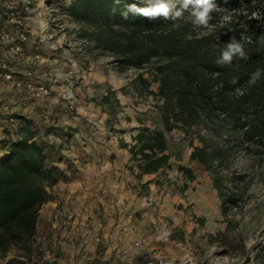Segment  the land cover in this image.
Listing matches in <instances>:
<instances>
[{
	"label": "trees",
	"instance_id": "1",
	"mask_svg": "<svg viewBox=\"0 0 264 264\" xmlns=\"http://www.w3.org/2000/svg\"><path fill=\"white\" fill-rule=\"evenodd\" d=\"M225 2L231 9L228 18H220L221 0H213L216 7L209 14L208 27H204L194 25V18L185 15L176 19H149L131 12L127 19L121 15L129 4L147 7L150 2L143 0L69 1L67 13L81 26V35L115 56L121 68H147L157 84L156 90L150 89V82L142 73L137 74L145 89L162 98L163 121V129L142 126L128 146L139 174L170 165L164 130H190L214 118L226 120L231 131L240 132L241 142L264 158V0ZM233 37L247 58L237 54L230 64H218ZM258 70L259 76L252 83ZM20 131L21 136L8 142L0 160V257L19 246L18 253L9 256L5 264L31 260L39 210L50 198L47 187L63 175L55 164L61 159L63 144H55L48 135H70L56 126L46 128V137L36 136L29 127ZM198 140L189 159L208 171L225 214L228 205L239 199L236 191L223 184L224 160L232 144L207 136ZM185 171L192 180L191 170ZM244 176L235 174L231 180Z\"/></svg>",
	"mask_w": 264,
	"mask_h": 264
},
{
	"label": "rangeland",
	"instance_id": "2",
	"mask_svg": "<svg viewBox=\"0 0 264 264\" xmlns=\"http://www.w3.org/2000/svg\"><path fill=\"white\" fill-rule=\"evenodd\" d=\"M3 1L0 0V3ZM69 1L30 0L28 6L16 3V18L27 30L29 38L38 40L37 48L30 42L25 44L24 55L31 56L35 50L40 54L41 59L36 62L39 79L43 81L46 77L50 84L61 85V94L70 85L74 97L73 108L70 110L73 112L86 110L90 106L89 108L94 107L105 113V135L116 137L119 144L125 143L124 138H129V130L137 129L133 131L136 134L144 125L163 129L159 107L162 101L137 81V74L142 73V77L150 82L149 88L156 90L157 84L151 80L149 70L121 68L115 56L103 52L81 35V26L73 22L67 13ZM174 3L177 9L181 8L182 0H174ZM221 4L223 7L219 16L227 19L231 9L225 0H221ZM192 10L190 5L188 9L182 10V15L194 18ZM55 45L56 48L53 47ZM8 55L4 53L3 58L8 59ZM68 58L75 65H71ZM26 64L33 65L35 61L29 59ZM60 98H63L62 95ZM7 113L22 123V130L26 127L24 119L10 111ZM1 125L0 148L5 150L11 134L3 117ZM46 128L45 125L40 133L35 131V135L46 137ZM164 133L170 153V165L159 170L155 175L157 178L142 184L140 190L141 195L148 196V183L151 182L156 185L158 194L167 197L159 204L154 201L149 203L146 199L145 204L156 210L162 208L161 211L164 212L157 211L161 221L153 215L155 221L144 224L152 230L155 226L158 227L155 235L158 233L159 249L184 264H264V158L254 155L252 147L241 142L240 132L231 131L226 120L214 118L207 125H195L190 130L174 127L164 130ZM119 134L122 136L118 137ZM133 136L132 142L128 141L129 144L134 142ZM200 136H207L218 142L229 140L232 144L224 160L223 184L236 191L239 199L236 204L228 205L225 214L221 211L217 191L208 171L189 159L191 147L199 143ZM66 137L60 138L53 133L48 135L55 144H63L60 161L68 159L66 153L71 135ZM56 157L55 155V160ZM127 168L133 175H141L131 158ZM185 168L191 170L194 176L192 180L187 179ZM235 174L245 176L231 180ZM160 189L162 193H159ZM49 195L51 198L50 191ZM136 213L140 218V213ZM64 218L71 219L60 212H53L50 220L44 214L38 216L36 234L31 241V260H27L26 264L67 262L64 247L70 240L61 230ZM164 228L169 229L168 236L162 234ZM140 238H144L143 245H135V241ZM146 243L147 239L142 236L127 248L133 261L146 262L152 258L151 251L141 252ZM18 248L16 245L5 257H0V264H5L9 256L17 254Z\"/></svg>",
	"mask_w": 264,
	"mask_h": 264
},
{
	"label": "crops",
	"instance_id": "3",
	"mask_svg": "<svg viewBox=\"0 0 264 264\" xmlns=\"http://www.w3.org/2000/svg\"><path fill=\"white\" fill-rule=\"evenodd\" d=\"M4 53L1 48L0 57ZM8 56L7 60H11L12 56ZM43 81L47 82V78ZM61 90V85L52 83L49 94L36 95L2 84L0 132L4 110L24 119L26 127L32 131L40 133L45 125L69 129L68 159L55 163L63 175L49 188L52 197L43 203L38 215L44 214L48 220L53 212L71 217L62 222V233L70 240L64 247L67 262L63 263L122 264V255H130L127 248L142 236L147 243L141 252L151 251L152 257L157 252L165 254L159 249L158 233L155 235L158 227L152 230L144 224L155 221L153 215L161 221L157 211L164 213L162 208L146 207V199L159 204L167 197L158 194L156 185L151 182L148 183L149 195L140 193L141 185L157 178L159 170L135 176L127 168L131 156L128 146L137 129L129 130V138H124L126 146L119 144L116 137L105 135V113L90 106L73 112L68 109L67 101L60 98ZM4 151L0 148V160ZM136 212L140 213V218Z\"/></svg>",
	"mask_w": 264,
	"mask_h": 264
},
{
	"label": "built area",
	"instance_id": "4",
	"mask_svg": "<svg viewBox=\"0 0 264 264\" xmlns=\"http://www.w3.org/2000/svg\"><path fill=\"white\" fill-rule=\"evenodd\" d=\"M22 3L24 6L30 4V0H4L0 3V48L5 53L12 56L11 60L0 57V86L2 84H10L14 88L27 90L33 94H49L51 92V84L39 81L38 68L36 62L41 59L40 54L35 50L31 56L24 55V46L30 42L37 48L38 40L30 39L27 30L23 27L21 21L16 18V3ZM3 17H5L3 19ZM56 48L57 46H53ZM31 59L35 64H26ZM71 65L75 62L68 58ZM237 92L241 90L237 89ZM63 98L67 101V107L73 108V93L71 86H67L62 92ZM162 101V98H160ZM7 129L11 134V139L21 136L22 123L6 110L2 112ZM169 229L164 228L162 234L168 236ZM144 238L135 241V245H140ZM123 264H184L183 261L177 260L175 257L168 256L157 252L150 260L146 262H135L130 256L122 255Z\"/></svg>",
	"mask_w": 264,
	"mask_h": 264
},
{
	"label": "clouds",
	"instance_id": "5",
	"mask_svg": "<svg viewBox=\"0 0 264 264\" xmlns=\"http://www.w3.org/2000/svg\"><path fill=\"white\" fill-rule=\"evenodd\" d=\"M119 3V0H116ZM192 6V16L194 17L193 23L196 26L208 27L210 13L214 10L216 5L213 0H182L180 9H177L174 0H151L147 7H139L137 4H129L127 11L121 15L127 19L128 13L138 14L149 19H156L163 17L164 19H176L182 15V10L188 9ZM239 55L241 58L246 59L242 45L236 41L235 37L230 39L225 49L222 52L221 58L217 61L220 65L230 64L234 55ZM259 76V70L253 74L251 82L254 83Z\"/></svg>",
	"mask_w": 264,
	"mask_h": 264
}]
</instances>
